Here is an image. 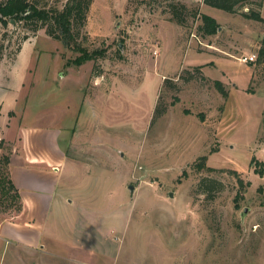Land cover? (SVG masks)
I'll use <instances>...</instances> for the list:
<instances>
[{
    "label": "rangeland",
    "instance_id": "1",
    "mask_svg": "<svg viewBox=\"0 0 264 264\" xmlns=\"http://www.w3.org/2000/svg\"><path fill=\"white\" fill-rule=\"evenodd\" d=\"M171 1L93 0L85 46L107 56L81 67L72 63L80 54L45 30L17 55L28 33L0 25L3 123L14 111L20 137L5 154L36 163L19 153L30 214L0 229V264H264V177L252 165L264 163V0L234 15L177 0L218 22L211 37L191 12L185 27L174 22ZM186 71L194 80H180ZM157 106L167 111L153 121ZM201 157L216 171L198 172ZM203 178L223 189L199 194ZM14 195H0V223L18 214ZM46 218L40 248L29 241Z\"/></svg>",
    "mask_w": 264,
    "mask_h": 264
},
{
    "label": "trees",
    "instance_id": "2",
    "mask_svg": "<svg viewBox=\"0 0 264 264\" xmlns=\"http://www.w3.org/2000/svg\"><path fill=\"white\" fill-rule=\"evenodd\" d=\"M257 1L261 0H204L203 3L207 7H211L220 10L229 15L238 13L243 7L253 5ZM93 4V0H68L62 9L58 7H40L38 0H1L0 1V25L3 29L7 30L12 21L16 26H21L28 34L23 38L22 44L18 47L17 55L20 54L23 48V44L30 38L31 34H36L40 30H45V33L51 39L61 42L64 47L80 54V57L73 60L72 63L75 66L81 67L87 62L98 61L106 59L107 52L104 50H95L89 52L85 46L87 36L84 34V28L87 24V19ZM262 6V4H259ZM168 12L172 16V20L179 26H186V18L188 13L191 12L193 16L201 21V25L198 28V32L205 37H211L216 35L219 29L218 22L211 16L199 13L198 9L189 11V8L177 1L172 0L168 4ZM251 17L257 21H261V15L259 13L252 12L250 10ZM187 14V15H186ZM1 51V50H0ZM260 55L264 56V48L261 50ZM17 57V56H16ZM3 59V53L0 54V64ZM16 59V58H15ZM98 65L96 64L95 70ZM195 71L202 76L201 68H196ZM189 76H180L182 81L194 80V77L189 71L185 72ZM101 72H98L99 76ZM173 85V89L177 91V85L172 84L171 80H165L164 87ZM215 86L218 91L227 98V93L220 81H215ZM166 108H159L157 106L155 110V119L162 117L166 113ZM4 141L0 142V149L3 148ZM207 157H201L194 167L198 172L207 170L208 172H215V169L208 168ZM10 156L4 154L0 159V195L7 194L9 190L15 193L14 199L17 204V212L21 213L23 210V204L21 196L18 190L14 187L9 176ZM252 165H258L256 173L260 177H264V163L258 162L256 158H253ZM237 175V172H234ZM186 176V173L183 174ZM223 183L217 179L203 178L197 186V192L205 195L206 197H213L216 192H220L223 188ZM1 200V196H0Z\"/></svg>",
    "mask_w": 264,
    "mask_h": 264
},
{
    "label": "crops",
    "instance_id": "3",
    "mask_svg": "<svg viewBox=\"0 0 264 264\" xmlns=\"http://www.w3.org/2000/svg\"><path fill=\"white\" fill-rule=\"evenodd\" d=\"M2 87L0 86V89ZM24 116V115H23ZM22 116V118H23ZM5 117L4 111H3V106H0V141H4V145L3 148L0 149V159L1 157L5 154V149L4 147H12L11 145L13 143L17 144L19 143V132H17L14 129V121L18 120L19 116L14 112L11 111V116L7 117V121L6 123H3V118ZM61 137V134H60ZM21 155H24V157L26 156L25 152H19ZM19 153H15L12 152L10 153V165H9V176L11 179L12 184L14 185V187L18 190L20 196H21V190H24L23 188L26 187L24 180H23V175L24 172L22 174H20L19 171V164L21 163V159H23V157L19 154ZM56 156V155H54ZM59 158H61L62 164L63 166H66L67 163L69 165V168L73 166V160L70 158V153L69 152H59L57 155ZM27 157V156H26ZM16 158V159H15ZM28 158V157H27ZM26 158V162L28 164H30L31 166H35V162H29V158ZM54 169H56V172H58V167L55 166ZM63 176H59L57 178V180L54 183V192H53V196H52V202L49 205V209L47 211V216L52 215L53 212V208H54V204L57 201V195H58V190L61 186V184L63 183ZM24 200V201H23ZM21 201L23 204V210L21 213H18L14 218H11L10 220H6L0 223V229L5 230L6 227H8L9 225H15L16 223L20 222L24 217H28L29 216V208L27 206V203L25 202V198L21 196ZM49 218L45 219V227L43 231H41L40 234H38V238L34 239L32 241H29V243H31L34 246H39L40 248H42L44 246V238H45V233H46V223L48 222ZM23 245V244H22ZM34 249V248H33Z\"/></svg>",
    "mask_w": 264,
    "mask_h": 264
},
{
    "label": "built area",
    "instance_id": "4",
    "mask_svg": "<svg viewBox=\"0 0 264 264\" xmlns=\"http://www.w3.org/2000/svg\"><path fill=\"white\" fill-rule=\"evenodd\" d=\"M199 1L203 2L204 0H199ZM255 59H256L255 56H251L249 58H245L244 60H242V62H245V63L255 62Z\"/></svg>",
    "mask_w": 264,
    "mask_h": 264
},
{
    "label": "water",
    "instance_id": "5",
    "mask_svg": "<svg viewBox=\"0 0 264 264\" xmlns=\"http://www.w3.org/2000/svg\"><path fill=\"white\" fill-rule=\"evenodd\" d=\"M12 24L14 25L15 24V22L14 21H12ZM246 213V212H245Z\"/></svg>",
    "mask_w": 264,
    "mask_h": 264
}]
</instances>
